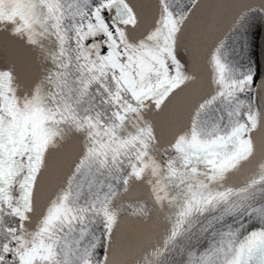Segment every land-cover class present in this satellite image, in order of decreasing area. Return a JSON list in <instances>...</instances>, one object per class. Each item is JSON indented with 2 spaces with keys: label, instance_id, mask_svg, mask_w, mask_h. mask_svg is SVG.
Instances as JSON below:
<instances>
[{
  "label": "snow or ice",
  "instance_id": "1",
  "mask_svg": "<svg viewBox=\"0 0 264 264\" xmlns=\"http://www.w3.org/2000/svg\"><path fill=\"white\" fill-rule=\"evenodd\" d=\"M0 264H264V0H0Z\"/></svg>",
  "mask_w": 264,
  "mask_h": 264
}]
</instances>
